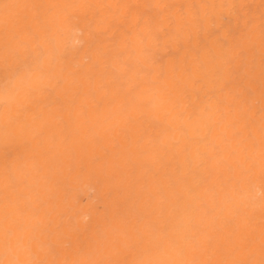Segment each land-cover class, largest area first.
<instances>
[{"label":"bare ground","instance_id":"1","mask_svg":"<svg viewBox=\"0 0 264 264\" xmlns=\"http://www.w3.org/2000/svg\"><path fill=\"white\" fill-rule=\"evenodd\" d=\"M262 260L264 0H0V264Z\"/></svg>","mask_w":264,"mask_h":264},{"label":"snow or ice","instance_id":"2","mask_svg":"<svg viewBox=\"0 0 264 264\" xmlns=\"http://www.w3.org/2000/svg\"><path fill=\"white\" fill-rule=\"evenodd\" d=\"M19 83L21 84V86L23 85V81H20ZM260 264H264V260H262Z\"/></svg>","mask_w":264,"mask_h":264}]
</instances>
